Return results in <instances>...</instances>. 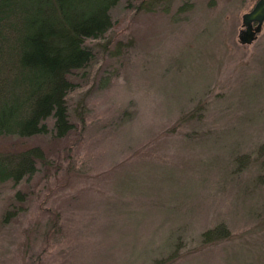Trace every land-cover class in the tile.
I'll return each mask as SVG.
<instances>
[{
  "label": "rangeland",
  "instance_id": "obj_1",
  "mask_svg": "<svg viewBox=\"0 0 264 264\" xmlns=\"http://www.w3.org/2000/svg\"><path fill=\"white\" fill-rule=\"evenodd\" d=\"M255 3L123 0L111 11L100 43L122 53L97 47L90 80L69 95L77 128L30 182L26 210L0 224V264H264V168L231 171L234 152L264 143V23L238 42ZM199 106V121L181 122ZM220 222L229 237L201 245Z\"/></svg>",
  "mask_w": 264,
  "mask_h": 264
},
{
  "label": "trees",
  "instance_id": "obj_2",
  "mask_svg": "<svg viewBox=\"0 0 264 264\" xmlns=\"http://www.w3.org/2000/svg\"><path fill=\"white\" fill-rule=\"evenodd\" d=\"M121 1L0 0V189L12 191L0 198L5 200L0 224L10 223L26 210L33 193L30 182L43 169L50 171L49 158L57 144L75 132L68 98L90 80V69L98 61L97 47L112 57L122 53L120 43L112 50L100 43L115 27L111 11ZM125 1L127 8L133 7L134 0ZM143 5L141 2L135 10L148 11ZM109 81L101 78L100 88ZM202 110L199 106L192 114L182 115L181 122L199 121ZM76 118L83 123L82 110L76 112ZM48 119L53 120L52 128ZM195 134L192 129L189 139ZM47 136L44 145L40 140ZM233 154L235 177L252 166L264 168V143L252 154ZM73 167L68 178L78 173ZM229 234L220 222L201 233L199 243L209 245ZM176 248L175 258L181 247Z\"/></svg>",
  "mask_w": 264,
  "mask_h": 264
},
{
  "label": "water",
  "instance_id": "obj_3",
  "mask_svg": "<svg viewBox=\"0 0 264 264\" xmlns=\"http://www.w3.org/2000/svg\"><path fill=\"white\" fill-rule=\"evenodd\" d=\"M264 23V0H256L253 8L242 15L241 30L238 33L240 45L248 46L256 41Z\"/></svg>",
  "mask_w": 264,
  "mask_h": 264
}]
</instances>
